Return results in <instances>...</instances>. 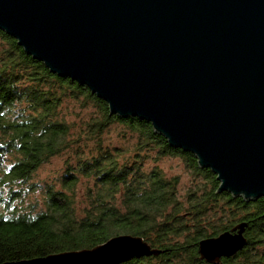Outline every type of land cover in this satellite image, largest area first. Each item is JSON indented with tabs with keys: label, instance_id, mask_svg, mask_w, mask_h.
I'll list each match as a JSON object with an SVG mask.
<instances>
[{
	"label": "water",
	"instance_id": "water-1",
	"mask_svg": "<svg viewBox=\"0 0 264 264\" xmlns=\"http://www.w3.org/2000/svg\"><path fill=\"white\" fill-rule=\"evenodd\" d=\"M0 29L109 114L146 120L192 152L215 174L216 193L264 196V0H0ZM246 226L201 239L200 258L237 253ZM159 252L120 234L1 264H119Z\"/></svg>",
	"mask_w": 264,
	"mask_h": 264
},
{
	"label": "trees",
	"instance_id": "trees-1",
	"mask_svg": "<svg viewBox=\"0 0 264 264\" xmlns=\"http://www.w3.org/2000/svg\"><path fill=\"white\" fill-rule=\"evenodd\" d=\"M16 42L0 29V264L91 248L120 234L141 236L160 252L119 264H211L200 258L198 242L239 222L247 223L244 247L215 264H264V196L216 193L215 174L199 168L192 152L169 145L146 120L109 114L85 85L49 72ZM67 100L94 112L76 126L62 110ZM114 124L131 147L103 144ZM62 155L58 187L34 178ZM168 155L180 156L204 183L181 196L178 175L143 169L145 159Z\"/></svg>",
	"mask_w": 264,
	"mask_h": 264
},
{
	"label": "rangeland",
	"instance_id": "rangeland-1",
	"mask_svg": "<svg viewBox=\"0 0 264 264\" xmlns=\"http://www.w3.org/2000/svg\"><path fill=\"white\" fill-rule=\"evenodd\" d=\"M62 110L66 111L67 120L76 122V126L82 125V122L87 120L90 114L94 112L92 106H87L86 108L81 109L79 107L78 102L75 100H67L66 102H64L62 105ZM121 128H123V126L119 124L112 125L109 128V133H104L103 135V144L131 147L133 139L130 138V135H126L125 137L121 136L120 133H118ZM86 144L90 145L91 141H87L86 143L81 144V146L85 148ZM87 150L88 149L85 148V153H87ZM151 153L154 156L153 151H151ZM63 156L64 155L53 157L48 162L43 164V166H41L36 171V175L34 176V178L36 177V179H38L39 181H54V183L58 187V178L64 168ZM155 165L158 166L163 171L164 175L167 177H171L174 175L179 176L178 192L181 196H184V194L188 190H190L191 187L193 188L204 183V180L201 178V176L194 178L190 175V170L186 166L185 161L180 156L168 155L157 159V161H153L151 158L145 159L143 161V169L145 171H148ZM81 182L82 183H79L78 187L79 203L80 197H82L81 194L84 189V185L87 184V180L83 178V181ZM35 197L40 198V194H36Z\"/></svg>",
	"mask_w": 264,
	"mask_h": 264
}]
</instances>
